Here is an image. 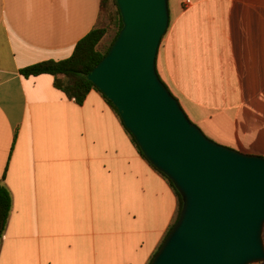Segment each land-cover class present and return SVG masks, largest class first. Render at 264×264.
Wrapping results in <instances>:
<instances>
[{
    "label": "crops",
    "instance_id": "obj_1",
    "mask_svg": "<svg viewBox=\"0 0 264 264\" xmlns=\"http://www.w3.org/2000/svg\"><path fill=\"white\" fill-rule=\"evenodd\" d=\"M168 1L159 76L209 138L264 156V0ZM101 4L0 0V264H149L177 220V191L101 92L78 104L21 73L70 57Z\"/></svg>",
    "mask_w": 264,
    "mask_h": 264
},
{
    "label": "water",
    "instance_id": "obj_2",
    "mask_svg": "<svg viewBox=\"0 0 264 264\" xmlns=\"http://www.w3.org/2000/svg\"><path fill=\"white\" fill-rule=\"evenodd\" d=\"M117 3L123 27L88 78L183 200L180 217L150 264L264 262V156L209 138L159 76L169 1Z\"/></svg>",
    "mask_w": 264,
    "mask_h": 264
},
{
    "label": "trees",
    "instance_id": "obj_3",
    "mask_svg": "<svg viewBox=\"0 0 264 264\" xmlns=\"http://www.w3.org/2000/svg\"><path fill=\"white\" fill-rule=\"evenodd\" d=\"M104 18L107 21H105ZM113 27H115L116 29L115 36L113 37L109 46L105 49H102L103 46L102 43ZM122 27H123V19L117 0H102L101 12L99 15V20L97 25L77 43L75 50L70 57L62 60H53V59L44 60L21 69V73L24 76H32V75L37 76L40 74L53 75L54 85L63 92H65L70 98L74 99L78 104H83L89 92L92 89H95L104 95L107 101L114 107V109L119 114L117 107L113 104V102L109 98L106 97V95L91 80H89L88 75L108 52V50L114 43L115 39L117 38ZM130 135L133 141L135 142V144L137 145V147L139 148L141 154L146 158L141 148L139 147L137 141L135 140L134 136L131 133ZM155 169L157 168L155 167ZM158 171L161 172L160 170ZM161 173L169 180L171 185L178 193L179 196V213L177 217L178 220L183 206L182 196L176 189L171 179H169L167 175H165L163 172ZM11 209H12L11 193L4 184L0 183V246H1L3 233L5 231L11 213ZM174 224L171 226L170 230L172 229Z\"/></svg>",
    "mask_w": 264,
    "mask_h": 264
},
{
    "label": "rangeland",
    "instance_id": "obj_4",
    "mask_svg": "<svg viewBox=\"0 0 264 264\" xmlns=\"http://www.w3.org/2000/svg\"><path fill=\"white\" fill-rule=\"evenodd\" d=\"M105 19V18H104ZM105 21H107L105 19ZM115 33H116V29L115 27L112 28V30L110 31V33L106 36V38L104 39L103 43H102V49H105L109 46V44L111 43L113 37L115 36ZM226 146V145H225ZM232 148V147H231ZM234 149V148H233ZM237 150V149H236ZM239 151V150H238ZM242 152V151H240ZM245 153V152H243ZM246 154H249V153H246ZM253 155V154H252ZM263 237H264V233H263ZM255 264V263H254ZM257 264H264V262H260V263H257Z\"/></svg>",
    "mask_w": 264,
    "mask_h": 264
}]
</instances>
